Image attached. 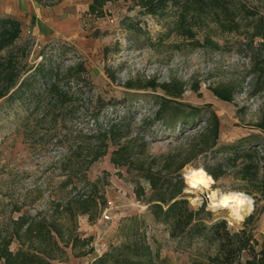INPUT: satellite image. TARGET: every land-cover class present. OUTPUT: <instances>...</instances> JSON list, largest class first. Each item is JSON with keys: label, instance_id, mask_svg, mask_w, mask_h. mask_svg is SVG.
<instances>
[{"label": "rangeland", "instance_id": "1", "mask_svg": "<svg viewBox=\"0 0 264 264\" xmlns=\"http://www.w3.org/2000/svg\"><path fill=\"white\" fill-rule=\"evenodd\" d=\"M242 1L264 15V0ZM85 17L80 36L73 40L41 39L27 30H22L17 40L22 48L15 49L14 54H28L25 60L30 65L41 62L40 55L44 54L64 68L82 62L85 72L82 80L71 79L69 84L67 80L62 84L70 90L73 99L49 115H44L48 110V93L42 94L39 106L35 105L33 97L26 101L0 100V227L24 211L32 214L47 211L51 200L64 195L61 182L66 178L65 158L72 167L79 168L81 159L68 158L70 149L76 150L79 144L78 132L88 133L96 129L97 124L105 126L122 115L132 121L133 132L149 141L145 152L139 153L146 165L155 157L160 159L187 148L186 140L170 139L169 134L183 129L180 120L190 117L194 112L192 108L201 110L196 112L199 114L197 128L205 123V113L214 110L218 114L219 144L235 143L251 135L264 136L257 127L264 118V85L254 73L251 50L243 34L221 33L215 29L213 38L220 44L219 48L197 46L174 30V17L159 20L143 14L131 0H114L105 6L103 15L89 13ZM205 32L198 34L201 42H204ZM150 81L170 83L172 90L183 88V93L180 97L170 96L162 88L146 87ZM214 87L232 88L234 100L219 98L212 90ZM159 108L163 112L157 116ZM116 148L111 146L108 154L93 163L88 171L91 181H99L100 192L108 202L93 222L88 215L78 219L79 232L84 237H92L94 251L78 258L74 252L83 248L81 243L76 251L69 247L68 264H90L88 260L100 251L120 244L134 216L138 217L152 247L162 258L175 264H193L205 249L203 241L175 240L167 225L155 222L148 205L135 193V168L130 171L127 166H116L112 162ZM206 161L201 158L184 169L190 205L194 209L205 205L214 219L224 218L232 229H240L254 208L240 220L230 208H219L212 201L231 191L253 196L231 176L214 181L209 175L192 169L204 168ZM190 171L208 179L203 189L191 187ZM142 182L149 190V185ZM71 188L66 191H73ZM83 189L91 187L84 185ZM255 232L262 241L264 213L256 223ZM16 247L15 242L13 248Z\"/></svg>", "mask_w": 264, "mask_h": 264}, {"label": "trees", "instance_id": "2", "mask_svg": "<svg viewBox=\"0 0 264 264\" xmlns=\"http://www.w3.org/2000/svg\"><path fill=\"white\" fill-rule=\"evenodd\" d=\"M113 1L93 0L89 13L101 16L105 6ZM131 1L143 14L159 20L174 17V30L197 46L219 48L220 44L213 38L215 29L221 33L243 34L246 46L251 50L254 73L264 85V15L242 0ZM22 30L18 19L0 17V53L6 52L0 54V100L10 102L19 98L26 101V98L33 97L35 105L39 106L42 94L48 93V114L45 112L44 115H49L72 101L70 90L62 84L66 80L67 84L71 79L82 80L85 67L82 62H76L64 68L44 54L40 55L41 62L30 65L25 60L28 54H14L15 49L22 48L17 44ZM202 30L206 31L204 42L198 38ZM256 40L257 45H254ZM146 87L162 88L173 97H180L183 93V88L172 90L170 83L150 81ZM212 90L223 100H234V90L230 87H214ZM192 110L194 114L180 120L183 129L169 134L170 139L186 140L187 148L160 159L155 157L149 165L139 156L145 152L149 141L140 133L133 132L128 116L122 115L105 126L97 124V128L88 133L80 130L77 134L79 144L76 150L70 149L68 158L78 157L81 161L76 169L65 158L63 170L66 178L61 182L64 195L51 200L47 211L35 214L24 211L0 227V264L65 263L68 261V248L76 251L79 243L83 248L74 252L76 257L87 256L94 251L92 237H84L79 232L78 219L81 215H88L93 222L107 207L99 181H91L88 171L93 163L108 154L111 146L117 147L111 157L116 166H127L130 171L135 168V193L148 205L155 222L167 225L170 236L175 240L203 241L205 249L193 264H264V239L259 240L255 232L256 223L264 213V136L251 135L235 143L219 144L221 121L218 114L214 110L205 113V123L197 128L199 116L196 112L201 110ZM162 112L163 109L159 108L155 115ZM257 127L264 132V118ZM140 140L143 143L139 144ZM201 158L207 159L203 166L205 169H192L209 175L214 181L231 176L253 196L254 210L240 229H232L224 218L214 219L205 205L197 209L191 207L184 169ZM142 181L149 185V190ZM84 185L91 189L84 190ZM70 186L74 194L66 191ZM78 187L81 190L78 191ZM17 210L22 211L21 208ZM15 242L17 247L14 249ZM90 244L92 247L88 248ZM92 264L175 263L162 258L159 251L154 250L147 231L134 216L125 229L123 241L112 245Z\"/></svg>", "mask_w": 264, "mask_h": 264}, {"label": "crops", "instance_id": "3", "mask_svg": "<svg viewBox=\"0 0 264 264\" xmlns=\"http://www.w3.org/2000/svg\"><path fill=\"white\" fill-rule=\"evenodd\" d=\"M92 1L0 0V17L18 19L22 23L23 30L41 39L63 37L73 40L80 36ZM104 252L105 249L94 255L88 260L89 263L92 264Z\"/></svg>", "mask_w": 264, "mask_h": 264}, {"label": "bare ground", "instance_id": "4", "mask_svg": "<svg viewBox=\"0 0 264 264\" xmlns=\"http://www.w3.org/2000/svg\"><path fill=\"white\" fill-rule=\"evenodd\" d=\"M188 177L192 188L203 189L208 183L205 176L193 171H190ZM212 203L219 208H230L234 217L240 220L244 219L246 212H250L254 208L253 198L241 191H231L218 195Z\"/></svg>", "mask_w": 264, "mask_h": 264}, {"label": "built area", "instance_id": "5", "mask_svg": "<svg viewBox=\"0 0 264 264\" xmlns=\"http://www.w3.org/2000/svg\"><path fill=\"white\" fill-rule=\"evenodd\" d=\"M112 21H113V20H112ZM207 197H208V198L211 197L209 193H207ZM105 217H106V219H110V216H105Z\"/></svg>", "mask_w": 264, "mask_h": 264}, {"label": "clouds", "instance_id": "6", "mask_svg": "<svg viewBox=\"0 0 264 264\" xmlns=\"http://www.w3.org/2000/svg\"><path fill=\"white\" fill-rule=\"evenodd\" d=\"M239 195H243V194H239Z\"/></svg>", "mask_w": 264, "mask_h": 264}]
</instances>
